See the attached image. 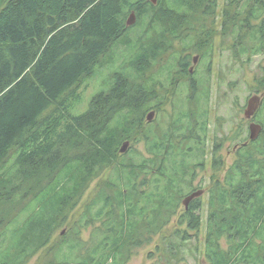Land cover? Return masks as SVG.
Returning <instances> with one entry per match:
<instances>
[{"label":"trees","instance_id":"trees-1","mask_svg":"<svg viewBox=\"0 0 264 264\" xmlns=\"http://www.w3.org/2000/svg\"><path fill=\"white\" fill-rule=\"evenodd\" d=\"M155 1L0 0V264H24L43 250L49 256L43 264H128L177 214L201 141L204 147L208 86L196 76L188 77L189 88L184 84L199 94L188 112L195 121L186 111L154 134L144 116L163 105L160 93L178 91L175 70L188 76L191 51L209 55L216 21L222 35L233 34L237 60L264 54V0H223L219 20L218 0ZM131 13L136 22L127 26ZM175 43L180 54L173 57ZM116 52L123 61L114 67ZM101 67L114 68L76 112ZM256 82L264 88V78ZM263 109L264 97L257 120ZM136 136L154 159L119 152ZM262 148L259 140L250 146L257 157ZM249 158L236 162L233 190L222 195L234 202L229 212L210 203L207 264H264V227L257 225L264 212L252 207L258 200L252 180L262 175ZM108 170L104 186L69 225L90 182ZM185 217L187 229L198 231L197 215ZM89 228L85 242L81 233Z\"/></svg>","mask_w":264,"mask_h":264},{"label":"rangeland","instance_id":"rangeland-1","mask_svg":"<svg viewBox=\"0 0 264 264\" xmlns=\"http://www.w3.org/2000/svg\"><path fill=\"white\" fill-rule=\"evenodd\" d=\"M218 3L217 20H219V15L223 8V0H218ZM219 22L220 20L218 22L216 21L214 24L213 47L209 55L204 59V57L200 58L201 55L199 53L191 51L189 53L190 64L187 67V71L194 68L198 74H203L204 71L202 69L207 66L210 65L211 67L209 74L202 75L204 78L202 77L203 79L201 80L206 87L208 86L209 93L211 94L208 104L209 113L207 124L209 126L207 129L208 138L206 141L208 160L205 170L198 172L194 181L195 188H202L205 191V195L201 197L203 200V208L201 211L203 217L202 226L198 231H192L187 229L186 223L181 224L179 221L183 212V206L180 207V209L177 210V214L171 218L170 223L164 227L163 231L153 237L149 245L139 248L128 264H207L205 253L207 247L206 227L204 221L207 215H209L211 208V205H209L211 198H209L210 194H208V191L214 181L222 180L229 166L235 161L230 142H227V134L231 131H235L236 133L238 128L247 130L249 122L244 116L247 101L253 96L260 97V100L264 97V88L259 87L256 82L264 78V54L252 56L249 61H247V56H243L240 60H237L232 52L233 34L222 35L223 31L220 29ZM179 48V44L175 43L174 51L170 53V56L174 54L173 57H176L180 54ZM182 55H188V53ZM110 56V52L106 53L104 57L100 59V62H102L101 64L109 60ZM113 57L116 60V65L114 67L119 66L123 61L121 53L116 52ZM168 58L169 54L164 56V60L156 64L148 75H152L153 73L156 74L158 69L166 63ZM194 58H198L196 63L191 62ZM114 67L100 68V79L88 85L83 94V104L76 112H81L86 109L89 99L98 88L102 86L103 79L106 80L110 77ZM175 71L178 72V70ZM176 72V80L181 82L179 85L180 87L177 88L178 91L167 93L164 97L165 101L163 105L159 107V109L149 110L144 116V128L151 124L150 128L154 134H159L160 131L167 129L171 122V118L175 116L177 111L176 108L179 109L177 105L178 100H173V95H182L188 92L184 87V84L188 87V77L176 75ZM164 78L165 77H163V79ZM174 102L177 107L172 106ZM193 103L194 101L192 103L190 102V110H195ZM150 114H153V116L150 117L151 119L148 121L147 119ZM215 140L224 143L221 152V156L224 159L223 167L219 171L213 170L210 165L211 145ZM127 142L128 146L124 154H138L139 157L143 156L146 159L150 158V155L146 153V143L142 136H136L133 140ZM227 151H230L229 154ZM108 176L109 170L90 182L86 191L81 195L77 205L68 214L69 225L78 220L86 205L94 198L99 189L104 186ZM193 178L194 177H192V179ZM68 229L69 227H65L58 230L55 236L51 238L53 243L57 242L59 236L65 234ZM90 231L91 228L86 231L83 230L81 233V239L83 241L87 242L89 240ZM11 242L14 245V241L11 240ZM11 242L8 243L10 244ZM219 242L221 248L223 250L226 249L225 240L220 239ZM46 253L45 250L40 251L38 254L28 259V261H25L24 264H43L49 259Z\"/></svg>","mask_w":264,"mask_h":264},{"label":"flooded vegetation","instance_id":"flooded-vegetation-1","mask_svg":"<svg viewBox=\"0 0 264 264\" xmlns=\"http://www.w3.org/2000/svg\"><path fill=\"white\" fill-rule=\"evenodd\" d=\"M195 59H196V61H198V58H194V59H192L191 62L196 63V62H194ZM202 70L204 71L203 74H198V72L196 70H194V68L192 70L190 69L187 71V73H188L187 77L194 78L196 76V77H198V82H200L204 78L203 77L204 74H207V73L209 74L211 67L209 65V66H207V68H204ZM159 95L165 97V95H167V94L160 93ZM210 95L211 94L209 93V98H210ZM198 96H199V94H196V93L194 94V93H190V92H186L185 94H182V95L174 94L173 100H176V101L178 100L177 105L179 106V109L176 108L177 111L175 113V117H176V115H180L186 111L188 113L190 111V107H191L190 102L192 103L193 101H196V98H198ZM262 99L263 98H261L259 107L261 106ZM193 104L195 107V103H193ZM172 106H174V104H172ZM259 107H258V109H259ZM258 109L254 112V114L249 119L246 118V120L249 122L247 130H243V128H238L236 133H235V131L234 132L231 131V132H228V134H227V142H230V147H231V150L233 151V154L235 156V161L229 166V168L227 169L222 180L214 181L213 185L211 186L210 190L208 191V194H210L209 198H211V200L209 201V205L211 203L212 210L219 207L220 203H223V205H224L223 207L226 208L225 212H229V210L231 208L230 206H232L234 202L232 201L231 197H228L226 195H225V197H223L222 195L224 193H226L228 195L233 190V176L235 175L236 168H237L236 162L240 161L242 158H244V160H246L248 157H250L249 160L252 158V160H254V162L256 164H260L259 165V171L261 172L260 175H262L261 179L258 178V179L252 180L253 186L256 189V191H255L256 196L258 197V200H256V202L252 205V207H253V210L255 208H259V209H262L261 210L262 212H264V140H261V138L264 139V109L259 110V112H261L262 118L257 120L256 114H257ZM152 111H154V110H152ZM188 114L191 117L190 119L193 118L192 120H194V121L196 120V117H194L191 114V112ZM251 125H258L259 126V130H258L257 135H256L254 140L250 139V134H251L250 126ZM208 126L209 125L207 124V129H208ZM255 129L256 128H254V130ZM207 133H208V131L206 132V135L204 137L203 149H202L203 141H201L199 143V150L196 151L198 155L196 158H193V160H194L193 163L195 164V167H194V172L192 174L194 178L191 180V188H190L191 190L188 191L186 196H184V198L181 200L179 207L177 209V210H179L180 207L183 206V212L180 216L182 218H186L185 215L189 211L191 213H194L195 215H197V217L199 218V229L201 228V226H202L201 223L203 222V217L201 214V211L203 208V205H202L203 200L201 199V197H203L205 195V191L202 188H200V189L195 188L194 181H195V178L197 176V173L205 170L206 163L208 160L207 142H206L207 138H208ZM199 138H200V136H199ZM216 138H217V136H216ZM257 140H259V142L261 143V145L263 147L262 150L259 152L260 155L258 157L254 156L255 151L250 149V146L255 144ZM223 147H224V143H222V141L218 142L217 140H215L214 143L211 145L210 165H211V168L215 171H219L223 167L224 159L221 156V152L223 150ZM243 147H244V150L241 151V148H243ZM227 152L229 154L230 151H227ZM150 158L154 159L152 156H150ZM188 160H190V158ZM257 161H259V163ZM254 175H256V172ZM251 185H252L251 182H246L244 186H248V187H247V189H245V188L243 189L244 191H248V194H246V195L244 194L245 197L243 198V200H245L243 202L247 203L246 204L247 206H244L243 208L249 207V209H250L247 211L248 214L250 213V211L252 209L251 205H249L250 200H251L250 199L251 195L249 194V191H252L251 189H249V187ZM260 186H261V188H260ZM258 188H260V189L257 190ZM198 192H201V194L199 196L188 200L189 197H191L194 193H198ZM241 201L242 200H238L237 202H241ZM262 218L264 219V213H263ZM207 219H208V215L204 221L206 228L208 227V224L210 223V221H208ZM263 219H262V221H259V223L257 224L258 227H264ZM179 222L180 223H186V225H188V222H187V220L185 221V219L183 221L180 220Z\"/></svg>","mask_w":264,"mask_h":264},{"label":"water","instance_id":"water-1","mask_svg":"<svg viewBox=\"0 0 264 264\" xmlns=\"http://www.w3.org/2000/svg\"><path fill=\"white\" fill-rule=\"evenodd\" d=\"M152 2L155 4L156 1L155 0H152ZM136 22V17L134 15V13H131L130 16L128 17V20H127V26H133ZM196 62V59L195 61ZM260 97H257V96H253L252 98H250L248 101H247V105H246V110L244 112V116L245 118H250L254 112L258 109L259 107V104H260ZM153 114H150V116L148 117V121L151 119L150 117H152ZM254 128H256L254 130ZM259 130V126L258 125H251L250 126V131H251V134H250V139L251 140H254L256 135H257V132ZM128 146V142H124L121 146V149H120V153L121 154H124L126 152V148ZM201 194V192H198V193H194L191 197L188 198L189 199H192L194 197H197Z\"/></svg>","mask_w":264,"mask_h":264}]
</instances>
